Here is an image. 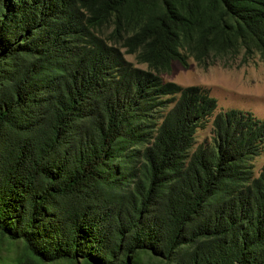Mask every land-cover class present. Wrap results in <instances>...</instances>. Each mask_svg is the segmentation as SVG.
<instances>
[{
	"label": "trees",
	"instance_id": "16d2710c",
	"mask_svg": "<svg viewBox=\"0 0 264 264\" xmlns=\"http://www.w3.org/2000/svg\"><path fill=\"white\" fill-rule=\"evenodd\" d=\"M255 55L264 0H0V264H264V119L161 77Z\"/></svg>",
	"mask_w": 264,
	"mask_h": 264
},
{
	"label": "rangeland",
	"instance_id": "374dc122",
	"mask_svg": "<svg viewBox=\"0 0 264 264\" xmlns=\"http://www.w3.org/2000/svg\"><path fill=\"white\" fill-rule=\"evenodd\" d=\"M99 34V33H98ZM103 39H106L103 36ZM126 60L135 67L145 69L139 65L134 56L125 55ZM207 67L197 65L192 59L187 68L174 62L168 74L162 75L164 82H173L179 86H199L209 89L210 94L221 109H236L250 111L258 118H264V63L256 57L249 64L237 67L223 66V61L211 60ZM197 141L208 140L211 137V127L197 132ZM254 175L257 176L264 166L263 153L250 162ZM18 244L12 249L5 250L8 260L14 259L21 252Z\"/></svg>",
	"mask_w": 264,
	"mask_h": 264
},
{
	"label": "clouds",
	"instance_id": "9594fccd",
	"mask_svg": "<svg viewBox=\"0 0 264 264\" xmlns=\"http://www.w3.org/2000/svg\"><path fill=\"white\" fill-rule=\"evenodd\" d=\"M123 51V50H122ZM131 56H133V55H131ZM258 58L259 59V57L257 56V55H255L247 64H249L254 58ZM135 58V57H134ZM126 59V58H125ZM239 60H240V57L235 61V62H233V64L232 65H234V64H236L237 63V67H241V66H245V65H247V64H244V65H240L239 64ZM128 61V60H127ZM136 61V60H135ZM194 61V60H193ZM129 62V61H128ZM195 62V61H194ZM261 62V61H260ZM131 63V62H130ZM174 63V62H173ZM172 63V64H173ZM178 63V62H177ZM196 63V62H195ZM262 63H264V62H262ZM138 64V63H137ZM197 64V63H196ZM134 65V64H133ZM139 65H141V64H139ZM181 65V64H180ZM189 65V64H188ZM145 66V65H144ZM172 66V65H171ZM182 66V65H181ZM183 67V66H182ZM202 67V66H201ZM138 68V67H137ZM204 68V67H203ZM141 69V68H140ZM145 69H146V66H145ZM163 80V79H162ZM173 83V82H172ZM176 84V83H175ZM180 87H182V86H180ZM188 87V86H187ZM209 90V89H208ZM209 94H210V91H209ZM210 96H211V94H210ZM212 97V96H211ZM214 98V97H213ZM215 99V98H214ZM216 100V99H215ZM217 102V101H216ZM226 110H231V109H226ZM233 110H236V109H233ZM220 111H224V109H221V110H219L218 111V104H217V109H216V113H218V112H220ZM239 111H242V110H239ZM250 112V111H249ZM252 113V112H251ZM254 115V114H253ZM255 116V115H254ZM256 117V116H255ZM258 118V117H257ZM259 119H264V118H259ZM208 127H211L210 125L208 126ZM205 130V129H204ZM201 131V130H200ZM196 135H197V133H196ZM196 140H197V137H196ZM204 141V140H203ZM202 142V141H201ZM200 143V142H199ZM264 151V150H263ZM263 153V152H262ZM261 153V154H262ZM257 158V157H256ZM255 159V158H254ZM253 159V160H254ZM252 160V161H253ZM251 162V161H250ZM250 166H251V164H250ZM263 168V167H262ZM251 170H252V166H251ZM261 172V171H260ZM254 173V172H253ZM259 175V174H258ZM257 175V176H258ZM256 176V177H257Z\"/></svg>",
	"mask_w": 264,
	"mask_h": 264
}]
</instances>
